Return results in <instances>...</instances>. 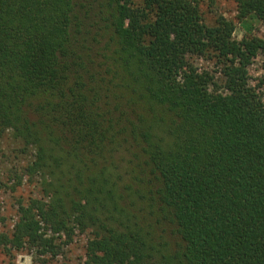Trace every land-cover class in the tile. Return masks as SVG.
Returning <instances> with one entry per match:
<instances>
[{
    "label": "trees",
    "instance_id": "16d2710c",
    "mask_svg": "<svg viewBox=\"0 0 264 264\" xmlns=\"http://www.w3.org/2000/svg\"><path fill=\"white\" fill-rule=\"evenodd\" d=\"M201 1L0 0V133L46 195L0 235L9 259L78 228L87 264H264V37L205 26ZM234 1L264 25V0Z\"/></svg>",
    "mask_w": 264,
    "mask_h": 264
},
{
    "label": "rangeland",
    "instance_id": "374dc122",
    "mask_svg": "<svg viewBox=\"0 0 264 264\" xmlns=\"http://www.w3.org/2000/svg\"><path fill=\"white\" fill-rule=\"evenodd\" d=\"M132 7L142 13L143 0H128ZM202 22L207 27L215 25L218 17L231 21L235 30L233 38L240 41L243 37H264V25L254 17L239 18L234 0H203L197 5ZM91 22V21H89ZM192 69L197 72L213 74L214 92H222V79L215 60L192 57L189 60ZM249 84L255 88L264 103V68L260 57L252 60L248 66ZM32 163V151L23 148L11 132L0 133V235L9 237L18 221V208L26 206L32 199L45 200L36 179L28 177L27 169ZM21 182V183H20ZM20 183V185H19ZM87 230L72 228L70 235L59 236L54 241V249L39 257L35 251L24 249L11 251L10 259L0 250V264L12 261L16 264H87L86 247L90 241Z\"/></svg>",
    "mask_w": 264,
    "mask_h": 264
}]
</instances>
